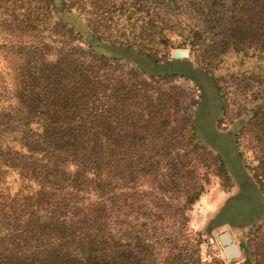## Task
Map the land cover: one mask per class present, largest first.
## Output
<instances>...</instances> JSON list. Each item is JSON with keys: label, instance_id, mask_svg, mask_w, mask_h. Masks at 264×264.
<instances>
[{"label": "trees", "instance_id": "obj_1", "mask_svg": "<svg viewBox=\"0 0 264 264\" xmlns=\"http://www.w3.org/2000/svg\"><path fill=\"white\" fill-rule=\"evenodd\" d=\"M213 5L224 3L0 0V264H143L151 255L145 239L156 234L168 244L161 264H224L177 244L179 224L204 190L200 178L181 186L185 194L139 191L132 200L144 174L160 180L158 168L177 183V162H161L162 146L146 142L170 126L162 101L178 102L181 91L156 88L165 100H152L141 70L96 52L67 21L80 16L89 38L134 46L156 61L176 47L165 17L210 16ZM184 28L180 44L190 51L208 40L192 22ZM182 120L192 130L190 112ZM261 164L264 170V156ZM262 234L263 251L250 264H264Z\"/></svg>", "mask_w": 264, "mask_h": 264}, {"label": "rangeland", "instance_id": "obj_2", "mask_svg": "<svg viewBox=\"0 0 264 264\" xmlns=\"http://www.w3.org/2000/svg\"><path fill=\"white\" fill-rule=\"evenodd\" d=\"M246 1L249 6L245 14L243 3ZM261 1L208 0L210 4L224 5H213L210 16L165 17L171 25L168 33L173 35L176 47L170 50L169 56L156 61L134 46L89 38L81 17L67 16V21L83 35L82 40L90 43L96 52L141 70L152 87L147 90L152 100H165L160 93L169 90L172 84L181 91L176 97L178 102L162 101L166 103L162 113L169 115L170 126L161 138L146 142L151 149L162 146L161 162H177V183L168 181L165 168H158L163 174L158 175L160 180L154 179L153 174H144L131 189L132 200L139 191L146 198L158 192L163 197L185 194L186 189L181 186L185 183L190 186L200 178L204 190L192 208L186 210V219L178 227L181 235L177 244L187 245L188 253L198 254L201 261L208 263L216 258L224 264H250L249 258L263 251L257 249L264 228L261 164L264 156V9L259 5ZM189 22L207 30L208 37L192 51L189 45L180 44ZM174 48L188 49V56L172 57ZM165 77L171 80L161 79ZM156 88L161 90L158 95L154 93ZM143 102L146 109L152 108L148 99ZM188 112L192 130L182 120ZM257 118L256 125H251ZM210 152L219 156L222 168ZM164 202L168 203L166 199ZM130 224L133 230L139 228L135 221ZM225 230L238 248V254L231 258L218 239V234ZM162 237L147 236L145 241L151 255H144L143 264L167 261L168 244ZM135 243L132 241V257L136 255Z\"/></svg>", "mask_w": 264, "mask_h": 264}, {"label": "water", "instance_id": "obj_3", "mask_svg": "<svg viewBox=\"0 0 264 264\" xmlns=\"http://www.w3.org/2000/svg\"><path fill=\"white\" fill-rule=\"evenodd\" d=\"M188 49L186 48H174L171 51L172 57H187L188 56ZM218 239L220 243L223 245V249L226 255L231 258L238 254V248L235 242L232 240L231 234L229 231H222L218 234Z\"/></svg>", "mask_w": 264, "mask_h": 264}]
</instances>
